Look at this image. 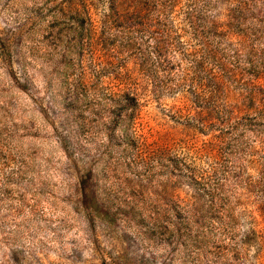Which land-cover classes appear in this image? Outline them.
I'll list each match as a JSON object with an SVG mask.
<instances>
[{
	"label": "rangeland",
	"instance_id": "obj_1",
	"mask_svg": "<svg viewBox=\"0 0 264 264\" xmlns=\"http://www.w3.org/2000/svg\"><path fill=\"white\" fill-rule=\"evenodd\" d=\"M0 264H264V0H0Z\"/></svg>",
	"mask_w": 264,
	"mask_h": 264
}]
</instances>
